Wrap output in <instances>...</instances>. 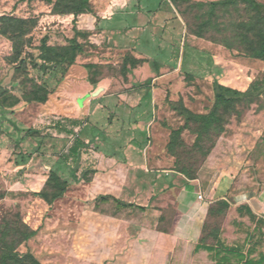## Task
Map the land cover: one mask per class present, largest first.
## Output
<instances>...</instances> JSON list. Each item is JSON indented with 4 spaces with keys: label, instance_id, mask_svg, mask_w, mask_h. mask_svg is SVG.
<instances>
[{
    "label": "rangeland",
    "instance_id": "rangeland-1",
    "mask_svg": "<svg viewBox=\"0 0 264 264\" xmlns=\"http://www.w3.org/2000/svg\"><path fill=\"white\" fill-rule=\"evenodd\" d=\"M220 1L130 0L125 12L138 10L137 19L127 15L122 21L113 18L109 25L97 21L94 32L77 35L73 19L53 15L52 5L44 1L0 0V257L5 247H11L19 254L29 251L41 264H99L66 259L64 255H80L89 237L95 241V252L107 238L123 242L130 237L138 241L139 256L150 257L149 263L153 264L147 238L167 232L171 226L173 203L163 201L152 191L140 192L132 208L109 202V213L122 209V227L88 225L85 206L95 200L92 196L87 199L73 179L74 170L79 174L86 167V159H76L72 148L80 125L72 126L65 114L66 108L76 109L77 99H66L65 89L61 90L67 77L79 78L82 73L92 80L127 75L154 79V84L151 81L135 87H146V91L154 88L155 95L158 93L154 117L165 130L183 127L173 144L174 164L170 170L185 172L187 180L204 167L216 173L226 171L239 190L264 199V92L230 108H220V123L207 132L193 121L184 124L181 116L186 111L209 113L214 80L242 92L264 80V61L251 58L259 46V35L264 34V19L241 0L230 5L215 4ZM254 1L264 5V0ZM5 17L26 21L23 31L1 34L10 29L7 21L1 20ZM116 23L118 34L113 36L110 33ZM135 27L141 30H132ZM72 38L82 45L78 55L90 59L80 60L81 68L54 69L53 63L40 58L43 43L59 48L69 45ZM140 58L145 62L134 68L124 65L127 61L138 63ZM106 61L108 64H104ZM156 67L162 68L156 73ZM44 95L45 103L33 101ZM95 132L91 136L100 134ZM51 171L67 181L68 188L60 199L48 203L57 193L52 184H46ZM229 208L226 201L211 208L203 245L217 246L215 238L221 235H247L251 239L248 250L239 243L234 244L236 247L219 245L215 251L220 250L221 257L227 253L223 249L233 250L229 256L233 264L239 256L251 264H264V219L251 215L248 222H243L239 211L229 212ZM93 213L97 215L98 210L93 209ZM156 214L161 219L155 225ZM37 229L35 238L18 245L23 233ZM114 246L109 244L110 248ZM116 246L123 251L129 244ZM184 256L185 264L210 263L209 257H196L189 248ZM167 261L164 257L160 262ZM17 264L31 263L27 260Z\"/></svg>",
    "mask_w": 264,
    "mask_h": 264
},
{
    "label": "crops",
    "instance_id": "crops-1",
    "mask_svg": "<svg viewBox=\"0 0 264 264\" xmlns=\"http://www.w3.org/2000/svg\"><path fill=\"white\" fill-rule=\"evenodd\" d=\"M129 1L92 0V13L76 17V31L94 32L97 21L109 25L113 18L122 21L127 15L137 17L140 13L138 10L125 12ZM157 13L153 20H156ZM65 18L70 20L73 16L65 15ZM118 25L116 23L113 27L115 30L109 32L113 36L118 34ZM132 30L141 29L135 27ZM83 59L84 62L90 60L89 56L78 55L72 68L79 67ZM82 64L84 66L87 63ZM104 64H108L107 61ZM80 76L67 77L61 90L65 89L66 99H77L76 109L66 108L65 114L72 126L75 123L80 125L76 133V145L72 148L76 151V159H86V167L79 174L74 170L73 179L82 187L87 199L92 196L95 200L85 206L88 225L95 226L97 223L99 227L120 228L125 223L121 220L122 209L115 214L109 213V202L117 207L132 208L140 192H157L163 201L173 203L175 216L167 232L155 233L147 238L153 264H157L154 261L159 263L164 257H167L168 264H185L184 254L188 248L194 256H207L209 264H218L215 249L219 247L213 246L214 250L208 251L205 248L208 245L202 243L206 237L204 228L211 208L226 201L230 204L229 212L239 211L241 221L248 222L250 215L264 219V199L256 197L255 193L239 190L238 184L226 171L216 173L210 167H204L199 169L193 179L187 180L184 175L170 170L174 164V158L166 149L170 132L154 117V106L159 102L156 98L158 93L155 95L154 88L146 91V87H135V84H148L151 81L154 84V79L130 75L103 76L91 84L88 78H84V73ZM134 88H140L141 91L137 92ZM96 130L100 134L91 136ZM87 170L92 173L85 181L81 179V174ZM163 173L169 178L165 179ZM198 194L203 196L201 202L197 201ZM93 209L98 210L97 215H94ZM155 216L156 225L161 216ZM94 243L89 237L86 242L88 246H83L84 251L80 255L69 252L65 253L64 258L98 261L99 264L107 260H114L113 264H150L151 258L139 256L138 241L130 237L123 242H117L112 237L111 241L110 238L105 239L104 244L98 241V244L103 245H98L97 252L92 246ZM110 243L115 245L114 248L109 247ZM119 243L129 244V247L119 251L120 247L116 246ZM239 243L245 244L248 250L250 236L221 235L215 238L217 246L236 247L234 244Z\"/></svg>",
    "mask_w": 264,
    "mask_h": 264
},
{
    "label": "trees",
    "instance_id": "trees-1",
    "mask_svg": "<svg viewBox=\"0 0 264 264\" xmlns=\"http://www.w3.org/2000/svg\"><path fill=\"white\" fill-rule=\"evenodd\" d=\"M27 1H44L50 5H52L51 13L53 15H72L73 16V25H75L76 17L81 14H91V1L92 0H56L53 2L52 0H27ZM237 0H222L217 5H230L235 4ZM242 3L246 4L253 12L256 13L258 18L264 19V5L257 3L254 0H241ZM6 18V19H5ZM1 20H6L7 23L10 25V29H5L1 31V34H15L23 31V26L26 24V21L19 20V19H12L10 17H5ZM75 34H84L82 32H78L75 29ZM86 33V32H85ZM75 36V35H74ZM260 42L257 49H255L251 55V58L264 61V34L259 35ZM69 45H65L62 47H51L47 46L43 43L40 47L41 50V59L45 62L53 63L54 69L57 67H62L63 71H65L68 67L75 64V59L77 55L82 51V45L77 42L75 38L70 39ZM14 46V45H13ZM138 63L132 62H125L124 65L128 66L129 68H134L135 66L142 64L145 60L138 59ZM88 70L91 69V66H86ZM162 67H156L155 72L157 73ZM88 80L91 84L94 83V80L88 77ZM264 92V80L263 81H256L252 83L247 90L245 91H238L236 89H232L227 86H223L219 84L216 80L212 83V93H213V104L212 108L207 114H195L189 111L185 115H181L184 119V124L193 121L201 127L203 132H207L212 125H216L220 123V117L218 116V110L220 108H230L231 106L242 103L245 101H249L255 97L260 96ZM47 100V95L40 97L39 99H33L36 103H45ZM183 127L170 131L169 140L166 145L167 152L172 157V148L174 142L180 137ZM92 171H84L81 174V179L87 181L89 174ZM186 177L185 172H178ZM74 176V175H73ZM193 179V178H192ZM46 184H52V188H55L57 193L53 195L49 202L56 201L60 199L67 190L68 183L67 181L60 178L56 173L49 172V177L46 181ZM251 216V215H250ZM39 229L37 230H28L23 233L21 240L18 242V245L21 243H26L30 239L34 238ZM218 247V246H215ZM208 251L211 249L214 250V247H205ZM217 250V248L215 249ZM224 255L220 257L219 253L221 252L216 251V257L218 260V264H233L229 261V256L233 253L231 249H223ZM239 261L235 264H251L249 261H243V256H239ZM29 261L31 264H41L29 251L25 254H19L15 252L14 248L5 247L4 251L0 257V264H10V263H20L22 261ZM264 261V258H261ZM243 262V263H242Z\"/></svg>",
    "mask_w": 264,
    "mask_h": 264
},
{
    "label": "built area",
    "instance_id": "built-area-1",
    "mask_svg": "<svg viewBox=\"0 0 264 264\" xmlns=\"http://www.w3.org/2000/svg\"><path fill=\"white\" fill-rule=\"evenodd\" d=\"M203 200V196L201 194L197 195V201L201 202Z\"/></svg>",
    "mask_w": 264,
    "mask_h": 264
}]
</instances>
